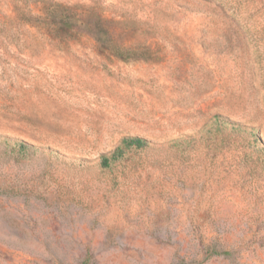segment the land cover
I'll return each instance as SVG.
<instances>
[{"label": "rangeland", "instance_id": "374dc122", "mask_svg": "<svg viewBox=\"0 0 264 264\" xmlns=\"http://www.w3.org/2000/svg\"><path fill=\"white\" fill-rule=\"evenodd\" d=\"M98 3L145 59L0 0V264H264V0Z\"/></svg>", "mask_w": 264, "mask_h": 264}, {"label": "trees", "instance_id": "16d2710c", "mask_svg": "<svg viewBox=\"0 0 264 264\" xmlns=\"http://www.w3.org/2000/svg\"><path fill=\"white\" fill-rule=\"evenodd\" d=\"M93 5L68 4L51 0H11L12 15H2L8 25L16 33L31 30L40 39L58 48H63L68 41L80 36H89L99 44L102 52L123 61L145 59L148 48H124L116 41L120 33L111 26V19L107 18L98 0H92ZM1 15V13H0ZM22 146H29L22 141H16ZM147 144L139 137H125L110 155L103 156L101 165L107 166L110 159L122 155V148H141ZM123 146V147H122ZM227 252H213L226 254Z\"/></svg>", "mask_w": 264, "mask_h": 264}]
</instances>
